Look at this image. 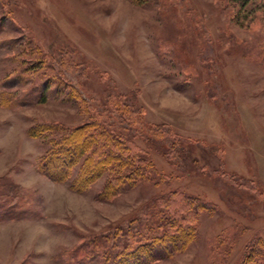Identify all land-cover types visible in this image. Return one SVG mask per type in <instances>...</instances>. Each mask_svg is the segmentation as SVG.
Returning a JSON list of instances; mask_svg holds the SVG:
<instances>
[{"label":"rangeland","instance_id":"obj_1","mask_svg":"<svg viewBox=\"0 0 264 264\" xmlns=\"http://www.w3.org/2000/svg\"><path fill=\"white\" fill-rule=\"evenodd\" d=\"M90 120L150 180L109 197L79 163L44 172L39 130ZM173 191L189 239L143 264H264V0H0V264H108Z\"/></svg>","mask_w":264,"mask_h":264},{"label":"trees","instance_id":"obj_2","mask_svg":"<svg viewBox=\"0 0 264 264\" xmlns=\"http://www.w3.org/2000/svg\"><path fill=\"white\" fill-rule=\"evenodd\" d=\"M66 83L70 89L68 93L87 102L75 86ZM117 107L128 114L126 119L129 120L133 104L120 102ZM39 133L51 136L41 165L42 170L50 175L55 173L67 177L74 171V164L79 163L75 173L78 183L87 185L103 175V195L109 197L133 187L139 180H150L153 167L149 157L139 151L128 136L101 121H87L76 130L48 126L41 128ZM70 141L72 143L68 145ZM192 205L176 191L157 196L151 218L126 229L128 240L119 239L117 244L120 248L114 252L108 264H143L150 254L164 247L169 250L182 246L192 228V224L186 223Z\"/></svg>","mask_w":264,"mask_h":264}]
</instances>
